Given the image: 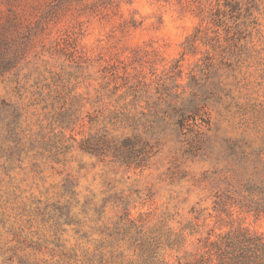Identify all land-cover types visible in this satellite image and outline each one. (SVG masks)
<instances>
[{
	"label": "rangeland",
	"instance_id": "obj_1",
	"mask_svg": "<svg viewBox=\"0 0 264 264\" xmlns=\"http://www.w3.org/2000/svg\"><path fill=\"white\" fill-rule=\"evenodd\" d=\"M0 59V264L264 235V0H0Z\"/></svg>",
	"mask_w": 264,
	"mask_h": 264
},
{
	"label": "trees",
	"instance_id": "obj_2",
	"mask_svg": "<svg viewBox=\"0 0 264 264\" xmlns=\"http://www.w3.org/2000/svg\"><path fill=\"white\" fill-rule=\"evenodd\" d=\"M6 65L0 59V67ZM196 264H264V235L246 229L225 232L215 240L204 242Z\"/></svg>",
	"mask_w": 264,
	"mask_h": 264
}]
</instances>
